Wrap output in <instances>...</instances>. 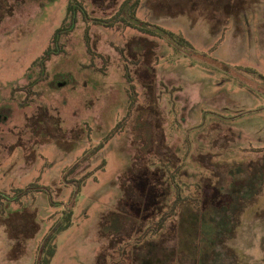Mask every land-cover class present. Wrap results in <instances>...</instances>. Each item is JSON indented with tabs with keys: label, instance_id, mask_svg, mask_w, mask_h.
Here are the masks:
<instances>
[{
	"label": "rangeland",
	"instance_id": "obj_1",
	"mask_svg": "<svg viewBox=\"0 0 264 264\" xmlns=\"http://www.w3.org/2000/svg\"><path fill=\"white\" fill-rule=\"evenodd\" d=\"M123 1L83 0L89 19L44 60L69 0H0V264H35L66 208L51 264H172L174 236L140 246L135 229L156 202L136 173L156 167L165 211L227 179L203 186L198 238L184 205L173 264H264V0H141L144 30L95 19Z\"/></svg>",
	"mask_w": 264,
	"mask_h": 264
},
{
	"label": "trees",
	"instance_id": "obj_2",
	"mask_svg": "<svg viewBox=\"0 0 264 264\" xmlns=\"http://www.w3.org/2000/svg\"><path fill=\"white\" fill-rule=\"evenodd\" d=\"M141 4V0H124L121 5L119 10L116 12V14L108 19H101V18H95L96 20H100V22H103L105 25L107 26H114L116 25L118 20H123V24L127 25V26H132V27H138L144 30V28H142L141 26L139 27V25L137 23H135V21L138 20L137 17V11L140 7ZM228 10V9H227ZM220 11V10H219ZM227 12V11H226ZM79 15H81V17L85 20L89 19L90 17V13L88 12L87 8H86V4L83 2V0H69V4L67 6L66 9V18L63 22V24L57 28L53 34L52 40H51V45L48 47L46 54H44L42 56V58L44 60L46 59H50L52 54L58 53L61 49L59 46L60 43V38L63 34H69L70 31L72 30V28L75 26V24H77L78 20H79ZM166 33L169 35V37H171V39L175 40V38H179L181 42H183L184 44H188L190 46V42L185 39L183 36L181 35H177L171 31H166ZM55 44V46L53 45ZM32 82V81H30ZM32 83H30L31 85ZM87 159V158H85ZM145 168V167H143ZM140 168V169H143ZM147 168V167H146ZM150 171L149 176H145L143 178L142 176V172H137L136 173V178L134 180H136L138 178V181L136 182L137 185L142 184L144 187H146L147 183H148V179L150 180L151 178H153V184H148L149 188L148 190H150L149 192L153 193V195H155V204L154 206L151 208L152 213L149 217L146 218L145 222H141L139 221V225L136 226V231L137 233H142V236H145V238L142 240L140 246L146 245L147 243H153L155 240L159 241L158 243H162L164 242L166 237H172L174 236L175 239H173L174 241H177V244L174 245V255H180L179 253H177V247L179 246V241L177 239L179 231L181 229L180 227V222H181V218L183 217L185 210H184V205H186V203H189L188 205H190V207L192 208L193 211L197 212L196 217H198L196 219V217L193 216L191 217L193 220L191 221L190 225L192 227H196L197 226V238L200 234V213H203L204 209L199 208L200 204L198 202H203V207L205 208V204H207V200L209 199L210 193L206 194V196H203V186L208 185L209 187H215L214 185L221 183L224 180H227L226 177H220L219 181L216 182V184L209 182V181H203L199 180L198 182H196V190L194 192V194L196 195L195 199H193V197L191 196V198H186V199H182L183 197H179L175 200V205L174 207H172V212L171 211H165V204H163L161 202L160 199H163L164 197H166L167 195L170 194L171 190V183L167 180L168 177V173L164 170V168H160V167H156V168H147ZM247 178H241V179H234V176L232 179H230L229 185L233 186L236 185L237 186H247L248 189L249 187L252 185L251 180H246ZM147 182V183H146ZM208 182V183H207ZM162 183H168L170 185V188L167 192H163L161 193V191L159 190L158 185L162 184ZM80 184V182H79ZM163 184V185H164ZM249 184V185H248ZM136 185V184H135ZM136 185V187H137ZM157 186V187H156ZM178 187L181 189L180 184H176V192L178 195H181V193H179ZM133 188L135 189V192L137 194V190L136 188L133 186ZM147 188V187H146ZM29 187L26 189L23 188H17L16 191L20 192V193H25L27 191H29ZM236 191L240 192V189L238 190L236 188ZM243 190H241L240 193H242ZM193 191H191L192 194ZM206 192V191H205ZM143 191H142V198L140 199V214L139 216L143 217V215L145 214V208L146 205L149 203V201L147 199H145V197H143ZM159 195H162L160 199H157ZM245 196L244 194H241L238 196V198ZM132 198H128V200ZM187 205V206H188ZM145 207V208H144ZM171 208V207H170ZM174 208V209H173ZM174 210V211H173ZM230 211V210H229ZM175 213L174 215L175 218L172 216V214ZM157 215H159V219L157 220V222L154 223L153 226H147L145 232V225L149 220L151 219H155L157 217ZM29 222H33V218L34 215H32L31 212H29ZM72 217H73V208H66L61 216V219L59 221H57L49 230V232L46 234V236L44 237L40 247H39V253L37 256V260L35 262V264H51V261L53 259V257L55 256L56 252H57V237L59 236V234H61L63 231H65L67 228H69L72 224ZM230 215L228 214L226 216V219L224 220V222L222 223L221 228L224 227V223H227V221L229 220ZM147 221V222H146ZM189 227V226H188ZM34 228H36V225L34 226ZM176 233V235L174 234ZM148 236V237H147ZM191 240V239H190ZM173 241V242H174ZM196 242V241H195ZM175 244V242H174ZM195 244V243H194ZM195 247H198L197 245L192 246V244L190 243V246L188 247V253L189 255H191V253L193 252V249H196ZM197 252L199 251V249H196ZM195 250V251H196ZM187 253V255H188ZM172 256L174 258V261L172 262V264L177 260L180 259L179 262L181 263V259L184 256H179V257ZM150 257H153L154 260H150L149 261H141L140 264H169L166 261H164L166 259V257H162V256H155V255H149ZM192 256V255H191ZM146 258H149L148 256H145ZM143 258V257H142ZM117 264H124L123 262H118Z\"/></svg>",
	"mask_w": 264,
	"mask_h": 264
}]
</instances>
